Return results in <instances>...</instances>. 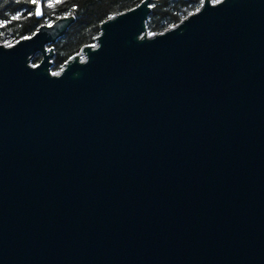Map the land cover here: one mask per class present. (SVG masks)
Returning a JSON list of instances; mask_svg holds the SVG:
<instances>
[{
    "label": "water",
    "instance_id": "95a60500",
    "mask_svg": "<svg viewBox=\"0 0 264 264\" xmlns=\"http://www.w3.org/2000/svg\"><path fill=\"white\" fill-rule=\"evenodd\" d=\"M150 10L0 41V264H264V0Z\"/></svg>",
    "mask_w": 264,
    "mask_h": 264
},
{
    "label": "trees",
    "instance_id": "16d2710c",
    "mask_svg": "<svg viewBox=\"0 0 264 264\" xmlns=\"http://www.w3.org/2000/svg\"><path fill=\"white\" fill-rule=\"evenodd\" d=\"M140 0H61L54 8H45L46 15L28 17L33 6L28 0H0V41L12 43L19 37L33 33L39 24L51 22L60 15L74 13L75 20L54 42L52 69H59L64 60L88 42H94L100 22L115 12L137 4ZM202 0H151L147 18L150 32L164 30L197 9ZM22 14L13 21V15ZM33 60L38 61L36 56Z\"/></svg>",
    "mask_w": 264,
    "mask_h": 264
},
{
    "label": "snow or ice",
    "instance_id": "6c2138e0",
    "mask_svg": "<svg viewBox=\"0 0 264 264\" xmlns=\"http://www.w3.org/2000/svg\"><path fill=\"white\" fill-rule=\"evenodd\" d=\"M19 2V0H18ZM28 2L33 6V10L28 11V17L35 15L37 17H41L46 15L45 8H54L57 4L61 2V0H28ZM219 2V0H217ZM22 14L13 15L11 19L13 21L19 20ZM71 15V13H69ZM64 18V17H62ZM51 27V23L47 25ZM26 39H30L31 37H25Z\"/></svg>",
    "mask_w": 264,
    "mask_h": 264
},
{
    "label": "rangeland",
    "instance_id": "374dc122",
    "mask_svg": "<svg viewBox=\"0 0 264 264\" xmlns=\"http://www.w3.org/2000/svg\"><path fill=\"white\" fill-rule=\"evenodd\" d=\"M34 56H36V58H38L39 60H40V58H41V54H40V52H36V53L33 55V57H34ZM39 60H38V61H39ZM32 62H35V60L32 59ZM36 62H37V61H36Z\"/></svg>",
    "mask_w": 264,
    "mask_h": 264
}]
</instances>
